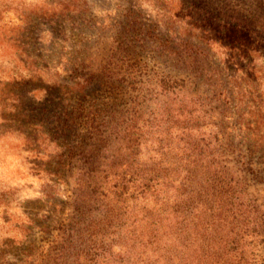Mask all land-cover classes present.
Here are the masks:
<instances>
[{
  "label": "rangeland",
  "instance_id": "obj_1",
  "mask_svg": "<svg viewBox=\"0 0 264 264\" xmlns=\"http://www.w3.org/2000/svg\"><path fill=\"white\" fill-rule=\"evenodd\" d=\"M133 98L203 117L264 264V0H0V264H61L89 122Z\"/></svg>",
  "mask_w": 264,
  "mask_h": 264
},
{
  "label": "trees",
  "instance_id": "obj_2",
  "mask_svg": "<svg viewBox=\"0 0 264 264\" xmlns=\"http://www.w3.org/2000/svg\"><path fill=\"white\" fill-rule=\"evenodd\" d=\"M146 102L112 105L89 122L92 148L80 150L77 168L68 163L78 174L57 263L244 264L251 206L238 173L197 126L203 117L183 103L148 116Z\"/></svg>",
  "mask_w": 264,
  "mask_h": 264
}]
</instances>
